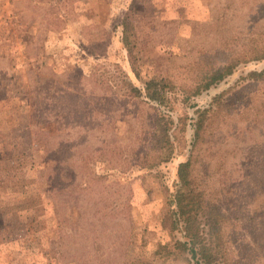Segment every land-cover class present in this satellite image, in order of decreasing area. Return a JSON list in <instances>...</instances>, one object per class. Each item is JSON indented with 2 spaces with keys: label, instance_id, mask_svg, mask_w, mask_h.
<instances>
[{
  "label": "rangeland",
  "instance_id": "rangeland-1",
  "mask_svg": "<svg viewBox=\"0 0 264 264\" xmlns=\"http://www.w3.org/2000/svg\"><path fill=\"white\" fill-rule=\"evenodd\" d=\"M263 53L264 0H0V264H185L162 220L187 162L226 264H264Z\"/></svg>",
  "mask_w": 264,
  "mask_h": 264
},
{
  "label": "trees",
  "instance_id": "trees-1",
  "mask_svg": "<svg viewBox=\"0 0 264 264\" xmlns=\"http://www.w3.org/2000/svg\"><path fill=\"white\" fill-rule=\"evenodd\" d=\"M132 21L125 17L122 22V43L125 48L130 49L132 44ZM264 59L263 55L258 60ZM231 65L220 67L206 73L201 82L190 86H181L179 89L184 95V102L189 103L191 97L200 95L211 88V86L223 81L233 74ZM264 71L251 72L247 77L259 81L263 78ZM176 86L168 79H150L145 81L147 98L154 104L170 106L169 95ZM138 91V90H137ZM196 118L193 119L192 128L195 137L200 136V130L208 109H197ZM168 137V130L166 131ZM170 135V134H169ZM168 160V159H167ZM189 162L179 167L180 187L184 184ZM41 170L40 172H42ZM175 192V198L169 199L167 213L162 220V226L169 231L172 237V254L175 259H181L185 264H226L224 257L226 252L223 248V235L221 225V212L216 207L208 204L202 193L187 192L182 188Z\"/></svg>",
  "mask_w": 264,
  "mask_h": 264
},
{
  "label": "crops",
  "instance_id": "crops-1",
  "mask_svg": "<svg viewBox=\"0 0 264 264\" xmlns=\"http://www.w3.org/2000/svg\"><path fill=\"white\" fill-rule=\"evenodd\" d=\"M40 154V153H39Z\"/></svg>",
  "mask_w": 264,
  "mask_h": 264
}]
</instances>
